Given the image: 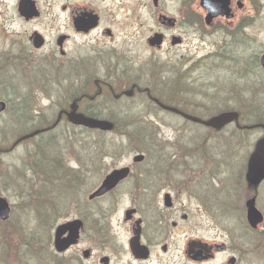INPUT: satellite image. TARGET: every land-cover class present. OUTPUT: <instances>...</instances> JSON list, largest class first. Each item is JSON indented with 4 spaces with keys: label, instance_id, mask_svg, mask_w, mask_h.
<instances>
[{
    "label": "flooded vegetation",
    "instance_id": "af4514ba",
    "mask_svg": "<svg viewBox=\"0 0 264 264\" xmlns=\"http://www.w3.org/2000/svg\"><path fill=\"white\" fill-rule=\"evenodd\" d=\"M58 12L60 32L50 41L33 25L43 19L38 6L37 16L32 18L21 16L18 10L20 21L32 28L19 43L16 41V48L20 44L24 47L13 62L14 77L24 76L38 85L45 81L48 88L59 80L65 92L60 104L50 103L57 111L50 126L47 119L37 117L39 112L34 116L37 138L61 125L79 130L80 136L84 130L90 131L87 125L73 122L77 119L107 122L112 131L139 125L145 128L143 120L127 122L129 115L139 111L166 114L213 133L225 132L230 124L241 133L257 131L260 135L254 139L243 177L259 210L264 200V172L256 185L247 181V175L264 161V156H259L250 164L258 143L264 140V116H255L253 123L244 119L245 114L264 109V0H60ZM197 96L205 100V110L215 112L212 117L194 114ZM226 98L233 99L231 107H226ZM26 99L24 103L31 102ZM135 99H143L140 106L134 104ZM8 110L6 107L3 113ZM9 111L14 113V107ZM224 113H236L238 118L219 130L206 125ZM26 137L28 134L22 139ZM136 155H129L132 164L110 171L130 169L109 193L91 200L95 190H82L77 202L72 203L74 207L59 215L61 222L52 228L48 241L55 260L62 264L86 237L100 251L116 248L118 262L126 258L125 264H151L157 250L165 256L172 252L171 245L180 234L191 264H243V257L256 259L258 243L238 241L232 235L227 238L222 212L214 217L213 227L204 233L196 230L194 220L204 210L208 213L212 201L208 202L206 188L196 187L189 170H180V175V171L160 169V161L155 165L152 162L156 158L146 154L143 161L134 163ZM110 173L103 175L100 184ZM80 177L77 170L76 179ZM122 188L131 199L140 195L139 201H129L125 209L120 208L121 202L106 201ZM74 221L81 225L77 243L58 253L56 230ZM246 226L251 229L249 233L259 234L258 227L247 218ZM118 238L123 241L117 248ZM137 239L144 248L142 257L148 253L146 259L133 255L132 245ZM82 251V260L90 262L92 250ZM74 260L79 262V256ZM113 261L114 256L104 254L96 259L98 264Z\"/></svg>",
    "mask_w": 264,
    "mask_h": 264
},
{
    "label": "rangeland",
    "instance_id": "374dc122",
    "mask_svg": "<svg viewBox=\"0 0 264 264\" xmlns=\"http://www.w3.org/2000/svg\"><path fill=\"white\" fill-rule=\"evenodd\" d=\"M19 1L0 0V101L11 111L18 103L25 104L40 113L37 117L47 119L50 126L53 122L50 119L57 118V111L50 103L60 104L65 95L61 89L62 82L55 80L53 87L48 88L45 81L38 85L24 76L14 77L13 62L19 57L18 50L24 46L16 47L24 33L32 28H27L19 19ZM34 1L43 11V19L33 25L52 41L60 32V0ZM24 97L31 102L24 103ZM142 100L137 99L134 104L140 106ZM194 100L197 117H212L215 112L204 109L206 102L202 97L197 96ZM225 100L226 107H231L233 99ZM33 111L32 115L35 114ZM9 113L0 116V198H4L11 208L9 219L0 220V264H60V260L52 256L48 241L52 228L61 222L57 219L61 205L66 208L69 203L71 208L74 207L72 203L77 202L74 192L67 191L68 186L87 193L97 190L103 175L118 166L132 164V156L129 155L144 153L156 158L152 162L155 165L157 160L160 161V169L189 170L191 173L188 175L194 176L196 187L206 188L212 208L196 217L193 222L196 230L204 233L214 225V217H219L222 212L227 238L232 235L238 241L258 243L256 259L243 257V264H264V222L256 224L259 234L249 233L251 229L246 226L245 205L254 193L243 177L255 145L254 139L260 132L241 133L230 124L225 132L213 133L166 114L139 111L129 115L127 122L132 123L142 116L147 126L141 132L147 133L149 139L141 138L139 134L132 136V132L124 128L101 139L94 131L97 129H92L89 137L84 138L77 134L79 130L67 129L66 125L55 128L53 133L48 130L37 138L39 132H33L36 124L30 122V117L26 124L21 125ZM260 114L264 116V109L261 113L245 114L244 121L252 122ZM27 134V138L21 139ZM44 136V140L38 141ZM54 158L57 164L53 163ZM77 170L82 174L79 181L75 180ZM261 191L264 193V187ZM136 196L137 199H131L122 188L106 201L121 202L120 208L125 209L129 201H139L140 195ZM259 211L264 216V200L259 203ZM180 235L171 245L172 252L165 256L157 250L151 264H191L184 251V237ZM84 238L78 248L65 256L62 264H98L96 259L103 254L114 256L113 264H117L116 258L120 256L116 248L100 251L101 248L92 244L93 241ZM122 241L118 238L117 248ZM84 249H91L94 253L90 262L82 260ZM245 249L250 247L245 246ZM74 256H79L80 261L76 262ZM125 263L126 258L118 262Z\"/></svg>",
    "mask_w": 264,
    "mask_h": 264
},
{
    "label": "water",
    "instance_id": "95a60500",
    "mask_svg": "<svg viewBox=\"0 0 264 264\" xmlns=\"http://www.w3.org/2000/svg\"><path fill=\"white\" fill-rule=\"evenodd\" d=\"M18 10L21 16L26 18H32L37 16L35 11H37L36 3L33 0H21L18 5ZM5 105L0 103V114L4 111ZM238 115L236 113H224L217 118H214L208 122L206 125L210 128L219 130L226 123L237 120ZM194 120V119H192ZM77 124L87 125L91 129H100L101 131H110L112 130V125L107 122H92L77 119L73 121ZM27 138V137H26ZM259 156H264V140L260 141L257 145L255 154L252 156L250 164L254 163ZM144 157L142 155L136 156L134 158V163H139L143 161ZM264 172V161H262L255 169V171H250L247 175V181L251 185L258 184L259 176ZM129 174V168H124L121 170H114L110 173L102 182L101 186L90 196V199H94L105 195L111 191L118 183V181ZM246 215L248 221L251 222V225L256 226V224L262 223L263 216L258 211L255 203V199L248 200L246 202ZM10 206L4 198H0V220L7 221L10 215ZM81 228L79 221L69 222L67 224L61 225L56 230L55 235V249L58 253H63L68 250L72 245H75L78 240L79 230ZM68 233V237L63 238L64 234ZM137 244L132 245V252L136 258L146 259L148 253L142 257L144 248L141 247L136 240ZM146 249V248H145ZM147 250V249H146ZM164 250H166L164 248ZM148 252V251H147ZM89 252L85 253V257H88Z\"/></svg>",
    "mask_w": 264,
    "mask_h": 264
},
{
    "label": "trees",
    "instance_id": "16d2710c",
    "mask_svg": "<svg viewBox=\"0 0 264 264\" xmlns=\"http://www.w3.org/2000/svg\"><path fill=\"white\" fill-rule=\"evenodd\" d=\"M10 112V111H9ZM8 111H7V113H9ZM19 113H21V112H19ZM18 113V114H19ZM10 115H11V117H12V119L13 120H15L14 119V113L12 112H10L9 113ZM142 116H140L138 119H137V121H135V122H140V121H142ZM118 130L119 129H115L114 130V133L115 132H118ZM124 130H128V131H130V132H132V136H134V135H137V134H139V135H142L141 136V138H147V139H149V136H148V134L147 133H142L141 131L142 130H146L145 128H143L142 126H137V127H127V128H124ZM89 133H90V131H88V130H84L83 131V135H82V137H84V138H87V137H89ZM96 134H97V136L99 137V139H101L103 136L104 137H106L107 135L106 134H104V133H101V132H96ZM154 142V141H153ZM147 152H150V151H147ZM143 153V152H142ZM144 154H146V153H144ZM146 155H148V154H146ZM56 156H57V154H56ZM149 157L151 158V156L149 155ZM148 157V158H149ZM153 158V157H152ZM53 163L54 164H57L58 162L57 161H55V158L53 159ZM76 181H78V179H75ZM78 187H79V185H77ZM70 188H71V190H70ZM68 192L70 191H73L74 192V196L75 197H78L79 196V194L81 193V191H82V189H79V190H75V188L74 187H72V186H68V190H67ZM69 192V193H70ZM70 204L69 203H67V206H66V208L64 207V204H62L61 205V208H60V210L59 211H61V212H59V211H55V209H54V211L57 213V212H59V214L58 215H60V214H62V213H64V212H68L70 209ZM65 214V213H64Z\"/></svg>",
    "mask_w": 264,
    "mask_h": 264
},
{
    "label": "bare ground",
    "instance_id": "6f19581e",
    "mask_svg": "<svg viewBox=\"0 0 264 264\" xmlns=\"http://www.w3.org/2000/svg\"><path fill=\"white\" fill-rule=\"evenodd\" d=\"M17 105L14 106V116H15L14 118H15V120L22 125V123L26 124L25 122H26L27 118L30 117V122L32 123L34 116H36V113H38V112L36 110L33 111V109L29 108L25 104H22V105L20 104L18 106ZM32 111L35 112V114L32 115V113H31ZM19 112H21V113H19Z\"/></svg>",
    "mask_w": 264,
    "mask_h": 264
}]
</instances>
